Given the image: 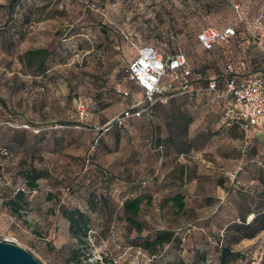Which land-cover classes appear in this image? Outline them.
Here are the masks:
<instances>
[{"label": "rangeland", "instance_id": "1", "mask_svg": "<svg viewBox=\"0 0 264 264\" xmlns=\"http://www.w3.org/2000/svg\"><path fill=\"white\" fill-rule=\"evenodd\" d=\"M236 5L238 35L198 46L202 29L239 17ZM263 12L264 0H0V238L42 264H220L226 247L244 254L229 264H264V230L236 243L233 226L264 213V130L226 127L218 108L178 96L106 131L130 102L120 90L137 91L125 71L140 54L187 51L208 78L228 64L252 77ZM35 48L52 53L43 75L25 66ZM177 194L182 212L168 201ZM137 197L141 233L124 213ZM162 230L171 241L147 250Z\"/></svg>", "mask_w": 264, "mask_h": 264}, {"label": "built area", "instance_id": "2", "mask_svg": "<svg viewBox=\"0 0 264 264\" xmlns=\"http://www.w3.org/2000/svg\"><path fill=\"white\" fill-rule=\"evenodd\" d=\"M235 8L239 13L236 20L224 28L202 29L197 35V45L213 51L217 45L233 40L244 21L240 5ZM252 22L253 37H264V12ZM261 48L264 50V43ZM188 59V52L180 50L174 53L140 54L130 61L126 75L138 87L139 93L120 90L130 102L106 128L122 127L132 118L151 116L155 106L167 104L179 94L196 93L206 107L218 108L220 119L226 127L238 125L245 130H264V75L240 82L235 78L233 66L228 64L217 77L207 79V85L196 87L188 79L200 80L203 74L190 66ZM0 241L17 244V240L10 236H3Z\"/></svg>", "mask_w": 264, "mask_h": 264}, {"label": "trees", "instance_id": "3", "mask_svg": "<svg viewBox=\"0 0 264 264\" xmlns=\"http://www.w3.org/2000/svg\"><path fill=\"white\" fill-rule=\"evenodd\" d=\"M239 33V32H238ZM238 35V34H237ZM51 51H49L47 48H35L30 49L25 52L23 58L25 62L26 69L32 74V75H43L48 71V60L51 56ZM126 73V71H125ZM127 76V75H126ZM207 79L205 75H203V78L200 80H193L192 78H189V82L196 87H204L207 85ZM133 93H139V89L137 87V91ZM183 97L190 105L192 106H198V105H204V102L202 99L199 98V96L196 95V93H187V94H179L175 97ZM174 98V97H173ZM158 106V105H157ZM155 106V108L157 107ZM206 107V106H205ZM155 111V110H154ZM148 115H144L140 118L147 117ZM152 116V115H151ZM150 117V116H148ZM133 119H139L138 118H132L128 120L125 125L122 127L119 126H111L109 128H106L109 131L113 128L122 130L125 128L128 123H130ZM105 131V129L103 130ZM41 175H38L34 179L41 178ZM29 188L31 190H34L36 188V184L34 182L30 183ZM23 191L20 190L19 194H22ZM168 201L172 202L175 207L178 208L179 212H182L185 208L184 203V195L177 194L171 198L168 199ZM142 206V200L140 198H132L127 199L124 202V213H125V219L126 221L133 227L138 233H141L143 231V224L137 219V216L139 215L141 211ZM261 216V217H259ZM83 213L80 211H74L72 215L69 217V221L71 223L70 229L73 235H76V227H77V221L83 219ZM260 218H264V213L260 215H256L252 221L248 224H246V221L243 219L242 223L240 225H233L234 227L239 229L240 236L236 239V243L240 242L243 239H252L257 236L258 233L264 230V224H259L258 220ZM86 225V223H85ZM87 232H85V235ZM172 238V233L168 230H162L158 233V235L155 237L153 241L146 240L145 241V248L147 250H152L154 247H163L166 243H169ZM231 255L233 259H241L244 258V254L241 252H235L232 251L231 247H226L223 249L222 254V261L220 264H229V261H227V255Z\"/></svg>", "mask_w": 264, "mask_h": 264}, {"label": "water", "instance_id": "4", "mask_svg": "<svg viewBox=\"0 0 264 264\" xmlns=\"http://www.w3.org/2000/svg\"><path fill=\"white\" fill-rule=\"evenodd\" d=\"M0 264H42L27 249L0 241Z\"/></svg>", "mask_w": 264, "mask_h": 264}, {"label": "crops", "instance_id": "5", "mask_svg": "<svg viewBox=\"0 0 264 264\" xmlns=\"http://www.w3.org/2000/svg\"><path fill=\"white\" fill-rule=\"evenodd\" d=\"M260 75H264V67H262V68H258V70L255 69V70H254V74H253V76L250 77V78H253V77H255V76H260ZM235 78L237 79V81H240V82L245 81V80H243L244 78H242V77L236 72V70H235ZM250 78H249V79H250Z\"/></svg>", "mask_w": 264, "mask_h": 264}]
</instances>
